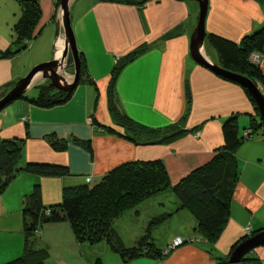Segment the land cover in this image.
Listing matches in <instances>:
<instances>
[{
    "label": "crops",
    "instance_id": "obj_1",
    "mask_svg": "<svg viewBox=\"0 0 264 264\" xmlns=\"http://www.w3.org/2000/svg\"><path fill=\"white\" fill-rule=\"evenodd\" d=\"M142 1L71 0L70 20L75 43L85 59L86 78L93 80L96 88L81 82L62 105L42 108L20 98L19 102H11L15 103L12 110L0 112V139H23L20 170L3 192L7 201L4 211H0V216H4L0 220V263L22 253L20 210L34 184L40 185L45 204H55L61 201L65 186L92 185L118 164L151 159L163 161L171 184H175L209 162L223 144L221 125L225 118L237 114L243 130L249 125L250 115L255 116L254 105L241 85L192 60L189 45L198 17L197 2ZM38 2L39 27L43 29L55 22L57 8L55 0ZM263 25L264 0H207L206 35L215 33L238 42ZM9 44L0 34V49ZM54 44L53 58L57 57V38ZM140 45H145L143 52L119 73L115 98L123 112L143 125L152 128L175 125L183 130L169 142L135 144L105 132L93 122L95 119L102 125L114 126L108 111L110 70L116 58ZM204 51L209 61L218 63L207 38ZM12 57L0 58V97L6 84L13 80ZM259 61L264 73V50ZM50 133L64 139L90 140L93 154L73 141H69L67 149L55 151L45 139ZM234 155L239 174L230 199L229 216L212 243L195 230L197 222L191 212L187 214L184 208L179 209L177 200L174 208L167 209L159 194L127 210L113 226L123 243L131 246L144 233L149 221L163 214L162 208L166 207V212H172L166 222L170 220L172 225L187 231L173 237V240L180 237L183 244L170 250L172 240L165 246L160 245L164 254L161 258L141 255L126 263L120 258L107 263L104 255L111 253L107 243L77 241L67 222L43 224L37 232L38 245L47 246L50 264H93L98 257L102 264H220L219 258L228 257L235 241L264 229V134L258 132L245 140ZM27 162L66 165L70 174L36 176L22 170ZM126 219L132 220L134 227L138 226L127 228V234L131 231V239L127 241L120 234V230H126L120 226ZM244 258L239 264H264V244L253 248Z\"/></svg>",
    "mask_w": 264,
    "mask_h": 264
},
{
    "label": "trees",
    "instance_id": "obj_2",
    "mask_svg": "<svg viewBox=\"0 0 264 264\" xmlns=\"http://www.w3.org/2000/svg\"><path fill=\"white\" fill-rule=\"evenodd\" d=\"M17 1L20 12L12 28V41L8 47L0 49V58L26 49L28 40L35 38L42 31V26L39 27L41 9L38 0ZM58 3L59 0H55L56 8ZM54 19L55 16H53ZM206 38L217 54L219 65L247 76L257 84L264 95V73L259 64L251 60L253 53L261 55L264 50V25L243 36L238 42L215 33H209ZM144 49L145 45H140L123 56H119L110 70L108 111L114 126L102 125L95 119L93 122L105 132L126 138L135 144L169 142L183 130L175 125L157 128L143 125L123 112L115 98V84L119 73ZM69 57V62L73 63L71 56ZM79 59L78 84L86 82L96 88L95 82L86 78V63L80 51ZM48 82L37 85L36 96L22 95L20 98L38 107L50 108L66 103L76 88L70 91L58 90L50 87ZM242 88L255 109V116L250 115L248 127L240 131L237 114H231L225 118L221 125L223 144L216 149L209 162L192 170L175 184H171L165 164L160 159L126 161L113 167L92 185L84 183L65 186L62 189L61 201L55 204H45L40 185L34 184L30 193L25 196L21 209L22 253L0 264H50L47 246L38 245L37 232L43 224L58 222H67L79 242L89 244L106 242L110 249L119 255L122 263L141 255L161 258L164 255L163 250L152 241L151 230L171 216L172 212L152 218L142 236L131 246L123 243L113 223L127 210L135 208L149 198L167 193V191H171L176 197L179 209H188L196 218L195 230L199 235L208 242H214L227 223L230 199L238 179L239 169L234 153L239 145L252 138L254 134L258 132L264 134V122L260 119L255 101L248 91ZM45 139L55 151L67 149L69 141H73L85 148L91 155L93 154L90 140L76 137L64 139L54 133L47 134ZM22 143L23 139L18 138L0 139V194L5 192L20 170ZM22 170L36 176L70 174L68 166L46 162H27ZM247 237L246 235L232 244L228 257L235 247ZM228 257L219 258L220 264H226ZM244 257L242 261L245 260ZM93 264H102L101 258H96Z\"/></svg>",
    "mask_w": 264,
    "mask_h": 264
},
{
    "label": "water",
    "instance_id": "obj_3",
    "mask_svg": "<svg viewBox=\"0 0 264 264\" xmlns=\"http://www.w3.org/2000/svg\"><path fill=\"white\" fill-rule=\"evenodd\" d=\"M195 1L198 3L199 10L195 28L190 36L189 50L192 60L206 67L213 73L232 80L244 87L253 97L256 107L259 111L260 119L262 122H264V95L257 84L247 76L228 70L218 63H213L207 59L204 51L206 39L205 17L207 13V0ZM70 2L71 0H59L56 11L57 16L55 19V25L56 38L59 36L61 29L64 34V59H66V57L70 54L74 67L73 75L71 78H68V76L65 74L57 73L56 69L59 63L55 57L52 60L38 64L25 76L18 79L14 86L0 98V112L11 102L20 98L26 92V90L38 85L37 83L33 84V78L37 73H41L43 78L48 79V85L50 87L58 90L70 91L77 86L80 79V59L79 50L76 46L75 37L71 26ZM59 10H61V24L59 23ZM261 244H264V229L242 240L231 252L226 264H239L245 254Z\"/></svg>",
    "mask_w": 264,
    "mask_h": 264
},
{
    "label": "rangeland",
    "instance_id": "obj_4",
    "mask_svg": "<svg viewBox=\"0 0 264 264\" xmlns=\"http://www.w3.org/2000/svg\"><path fill=\"white\" fill-rule=\"evenodd\" d=\"M19 12H20V7H19V3L17 0H0V34L5 38V40H9L10 42L12 41V39H11L12 37L10 35L11 34L13 35V29L12 28H13V25L15 22L14 19L18 18ZM55 38H56V25H55V22L54 23L50 22V24L43 27L42 31L35 38L28 40L26 49H22L19 52L13 54V57H12V60H13L12 61L13 62V75H12L13 78L12 79L13 80L11 81V83L6 84V90L4 91V94H6L14 86V84L17 82L18 79L25 76L35 66L53 59L54 50H55V44H54ZM32 43H34L33 46H32ZM209 49H210V47H209ZM254 54H256V53H253L252 55H254ZM258 55L261 57L260 54H258ZM69 56H70V54L65 59L64 72L62 73V74H65L66 76H70V75L72 76L74 73L73 63L69 62V59H70ZM55 58H58V55ZM253 59H255L254 61L258 60V58H256V57H251V60H253ZM258 62H260V61H258ZM257 64H259V63H257ZM45 82H47V79L43 78L41 75L39 77V79H37L36 81L33 82V84L34 83L40 84V83H45ZM36 88H37V86L26 90V92L23 95H25L27 97L36 96V94H37ZM19 99L20 98L16 99L13 102H15V103L19 102ZM15 103H13V104L10 103L1 112H4L6 110H12ZM256 118L258 119L257 116H256ZM247 119H248V117H247ZM239 127H240V131H242V127L241 126H239ZM167 192H168L167 194H170L171 197H169L166 193H163V194H160L158 198L164 199V201H165L164 203L166 204L167 209L174 208L175 204H176V201H174V200H177V199L172 194L171 191H167ZM5 194L6 193H3L0 195V211H4V205L7 201ZM12 196L13 195L11 194L10 197L12 198ZM20 209H21V207H20ZM167 209H166V207L162 208V211H164V213H165L167 211ZM184 210H185L184 212H188L187 214L190 213V211L188 209H184ZM3 218H4V216H0L1 221L3 220ZM174 218H177V217H174ZM164 221L165 222L162 223L161 225H159V223H158L157 225H159V226L156 225L157 227L155 226L156 227L155 230H154L155 227L151 230L152 241H154L155 245L158 247H161L160 245L163 244L165 246L169 243V240H172L170 243V246L168 248V250H170L173 247H177V246L183 244V241H181L178 244H175L176 242L174 243V240L176 238L173 240V237H174V235H177V234H183V232H186L187 229L185 231V230H183V227L178 228L177 224L172 225V223H171L172 221H170V220H168V222H166V219H165ZM177 221H179V218H177ZM173 222L176 223V221H173ZM120 226H121V229H122V227L126 228V230H123V229L120 230V234L122 235L123 239H125V241H127L129 238L131 239V235H129L131 231L129 230V234H127L126 231H127V228H130L132 226L134 227V222L130 219H126L124 221V223H122ZM134 228H138V226H135ZM138 238H137V240H138ZM129 243H131V242H129ZM100 246H103V245H100ZM98 248H99V246H98ZM166 251H167V249H166ZM104 258H105V261L107 263H111L113 261V258L114 259L116 258V260L117 259L119 260L120 257L117 253H115L111 250V253L104 255Z\"/></svg>",
    "mask_w": 264,
    "mask_h": 264
},
{
    "label": "bare ground",
    "instance_id": "obj_5",
    "mask_svg": "<svg viewBox=\"0 0 264 264\" xmlns=\"http://www.w3.org/2000/svg\"><path fill=\"white\" fill-rule=\"evenodd\" d=\"M58 15H59V23L61 24V10H59ZM61 36H63V39H64V34L62 32V29L60 30V34L57 37V55H58V58H55L57 60V62L59 63V65L56 69L57 73H59V74L63 73L64 67H65V61H64L65 60L64 59L65 46L63 45L62 41H60ZM64 43H65V40H64ZM40 76H41V73H37L34 76L33 81H36L37 79H39ZM68 78H71V75L68 76ZM47 81H48V79H47Z\"/></svg>",
    "mask_w": 264,
    "mask_h": 264
},
{
    "label": "built area",
    "instance_id": "obj_6",
    "mask_svg": "<svg viewBox=\"0 0 264 264\" xmlns=\"http://www.w3.org/2000/svg\"><path fill=\"white\" fill-rule=\"evenodd\" d=\"M255 55V56H254ZM254 55H252L251 57H256V58H258V60L257 61H254L255 59H253L252 61L255 63H259L258 61H259V59H260V56L256 53V54H254ZM89 180V179H88ZM182 240L179 238V237H177L175 240H174V243L175 244H178V243H180Z\"/></svg>",
    "mask_w": 264,
    "mask_h": 264
}]
</instances>
